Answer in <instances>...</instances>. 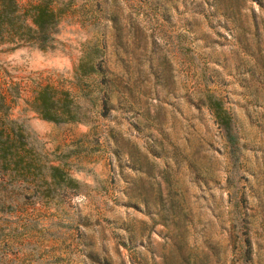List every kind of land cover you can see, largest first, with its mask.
I'll return each mask as SVG.
<instances>
[{
    "label": "rangeland",
    "instance_id": "374dc122",
    "mask_svg": "<svg viewBox=\"0 0 264 264\" xmlns=\"http://www.w3.org/2000/svg\"><path fill=\"white\" fill-rule=\"evenodd\" d=\"M58 1L50 46L0 42V88L78 182L0 184V264H264V0ZM92 44L102 72L79 78ZM44 83L78 119L34 110Z\"/></svg>",
    "mask_w": 264,
    "mask_h": 264
},
{
    "label": "trees",
    "instance_id": "16d2710c",
    "mask_svg": "<svg viewBox=\"0 0 264 264\" xmlns=\"http://www.w3.org/2000/svg\"><path fill=\"white\" fill-rule=\"evenodd\" d=\"M68 3L58 0H0V42L10 41L35 44L46 48L52 44L62 13ZM97 45L84 50L76 66L79 78L102 72L103 58ZM0 88V184L19 183L39 197L53 196L56 186H73L77 180L60 165L42 160L24 126L11 115V101ZM109 94L104 90L103 100ZM216 117L225 129L227 140L235 144L231 115L216 104ZM34 110L42 117L53 121L79 118L78 106L73 94L66 88L44 83L36 89ZM220 109V110H219ZM8 244L5 235L0 243ZM3 246V245H2Z\"/></svg>",
    "mask_w": 264,
    "mask_h": 264
}]
</instances>
